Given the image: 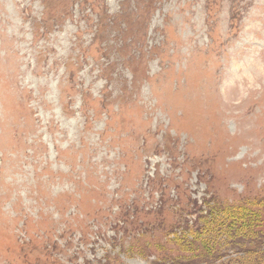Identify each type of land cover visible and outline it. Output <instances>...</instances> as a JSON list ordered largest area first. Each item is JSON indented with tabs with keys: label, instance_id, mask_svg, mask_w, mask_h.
<instances>
[{
	"label": "rangeland",
	"instance_id": "rangeland-1",
	"mask_svg": "<svg viewBox=\"0 0 264 264\" xmlns=\"http://www.w3.org/2000/svg\"><path fill=\"white\" fill-rule=\"evenodd\" d=\"M260 234L264 0H0V264H245Z\"/></svg>",
	"mask_w": 264,
	"mask_h": 264
},
{
	"label": "trees",
	"instance_id": "trees-1",
	"mask_svg": "<svg viewBox=\"0 0 264 264\" xmlns=\"http://www.w3.org/2000/svg\"><path fill=\"white\" fill-rule=\"evenodd\" d=\"M259 240H260V243H262V245L260 247H257L256 251L251 252V253H253L254 257L256 256V258L255 259H251L250 263L248 262V260H246L245 264H247V263H249V264H264V235L260 234L259 235ZM203 261H204V258H198L194 262H196V263L198 262L199 264H202ZM211 261L212 260H206V263L207 262H211ZM211 264H215V263H211ZM228 264H231V262H229Z\"/></svg>",
	"mask_w": 264,
	"mask_h": 264
}]
</instances>
